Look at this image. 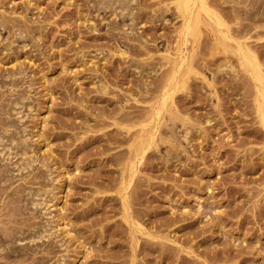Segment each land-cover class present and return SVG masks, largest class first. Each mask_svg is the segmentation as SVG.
Listing matches in <instances>:
<instances>
[{
    "label": "rangeland",
    "instance_id": "1",
    "mask_svg": "<svg viewBox=\"0 0 264 264\" xmlns=\"http://www.w3.org/2000/svg\"><path fill=\"white\" fill-rule=\"evenodd\" d=\"M99 1L0 0V132L33 159L0 155V264H264V79L237 55L264 77V0H205L219 41L175 0Z\"/></svg>",
    "mask_w": 264,
    "mask_h": 264
},
{
    "label": "bare ground",
    "instance_id": "2",
    "mask_svg": "<svg viewBox=\"0 0 264 264\" xmlns=\"http://www.w3.org/2000/svg\"><path fill=\"white\" fill-rule=\"evenodd\" d=\"M176 9L180 12V14L185 18L184 23V32L190 35H195L196 28L199 23L203 22L205 17L211 18L214 20V26L216 29H212V35L216 40H224L226 36V29L223 27V24L217 17L213 14V12L208 8L205 0H175L174 1ZM98 8L103 9H113L119 13V15L130 16L132 17V8H133V0H100L97 2ZM260 16L264 18V5L261 8ZM0 25L5 27V21L0 20ZM217 26H221L223 30L217 28ZM237 55L241 61L242 67L250 72H252L260 83L263 82V69L260 64L256 61L254 56H251L246 49L239 48ZM7 111L11 115H19L22 110V101L18 97H13L9 103L7 104ZM256 107L258 114L264 120V95L261 96L256 101ZM45 118V117H44ZM45 121V120H44ZM16 146V143L10 138L7 132H0V155L7 157L9 160V171L15 172L16 174H23L29 168L32 158L27 159H19L13 156V150ZM1 156V157H2ZM42 197L43 193L39 190L31 191L28 193L25 199V203L27 209L34 210L36 208L41 207L42 205ZM59 211L62 209L60 206L58 207ZM60 223L59 226L64 228L67 226L66 221L63 217L59 218ZM51 227L47 224L42 226L41 228H37L36 230L31 231L29 234L30 240L39 236H45L50 233ZM24 239V238H23ZM26 246V244H25ZM55 264H60L56 262Z\"/></svg>",
    "mask_w": 264,
    "mask_h": 264
}]
</instances>
